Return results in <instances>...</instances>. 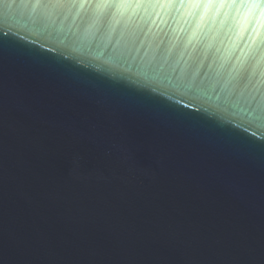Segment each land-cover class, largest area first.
Masks as SVG:
<instances>
[{"label": "water", "instance_id": "95a60500", "mask_svg": "<svg viewBox=\"0 0 264 264\" xmlns=\"http://www.w3.org/2000/svg\"><path fill=\"white\" fill-rule=\"evenodd\" d=\"M0 264H264V0H0Z\"/></svg>", "mask_w": 264, "mask_h": 264}]
</instances>
